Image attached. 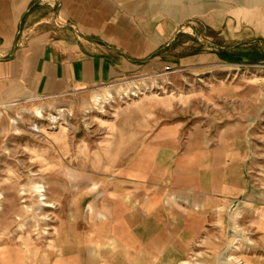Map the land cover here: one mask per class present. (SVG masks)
<instances>
[{"label":"crops","instance_id":"obj_1","mask_svg":"<svg viewBox=\"0 0 264 264\" xmlns=\"http://www.w3.org/2000/svg\"><path fill=\"white\" fill-rule=\"evenodd\" d=\"M262 7L264 0H0V106L168 67L156 54L194 20L264 24L255 12ZM263 149L264 106L217 127L159 130L137 157L144 166L112 178L111 203L89 208L97 216L88 244L62 245L56 259L175 264L214 223L234 230L227 245L240 264H264Z\"/></svg>","mask_w":264,"mask_h":264},{"label":"rangeland","instance_id":"obj_2","mask_svg":"<svg viewBox=\"0 0 264 264\" xmlns=\"http://www.w3.org/2000/svg\"><path fill=\"white\" fill-rule=\"evenodd\" d=\"M255 12L263 16L264 8ZM258 18L220 27L194 20L156 54L168 67L1 105L0 264H71L56 259L59 248L88 244L97 216L89 208L111 203L112 178L144 166L137 157L146 140L163 128L217 127L263 107ZM223 232L207 226L175 264H240L227 245L234 230Z\"/></svg>","mask_w":264,"mask_h":264}]
</instances>
